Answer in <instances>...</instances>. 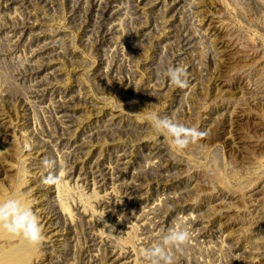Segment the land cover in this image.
<instances>
[{"label": "rangeland", "instance_id": "rangeland-1", "mask_svg": "<svg viewBox=\"0 0 264 264\" xmlns=\"http://www.w3.org/2000/svg\"><path fill=\"white\" fill-rule=\"evenodd\" d=\"M0 264H264V0H0Z\"/></svg>", "mask_w": 264, "mask_h": 264}, {"label": "bare ground", "instance_id": "bare-ground-1", "mask_svg": "<svg viewBox=\"0 0 264 264\" xmlns=\"http://www.w3.org/2000/svg\"><path fill=\"white\" fill-rule=\"evenodd\" d=\"M6 246H9V244H6Z\"/></svg>", "mask_w": 264, "mask_h": 264}]
</instances>
